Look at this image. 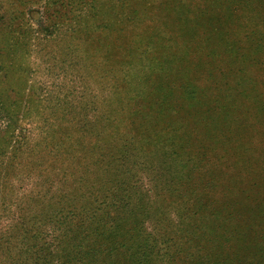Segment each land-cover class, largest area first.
Listing matches in <instances>:
<instances>
[{
	"label": "rangeland",
	"instance_id": "obj_1",
	"mask_svg": "<svg viewBox=\"0 0 264 264\" xmlns=\"http://www.w3.org/2000/svg\"><path fill=\"white\" fill-rule=\"evenodd\" d=\"M149 1L0 0V263L36 257L18 254L20 246H35L21 225L35 212L22 202L18 180L7 184L9 152L19 143L8 126L18 135L33 114L37 127L39 106L53 102L50 114L85 119L90 141L85 130L104 115V98H123L124 85L143 94L162 119L161 132L178 138L181 150H202L192 177L199 225L208 224L236 260L251 259V247L261 253L264 0ZM118 103L113 112L124 107ZM207 214L215 217L206 221Z\"/></svg>",
	"mask_w": 264,
	"mask_h": 264
},
{
	"label": "trees",
	"instance_id": "obj_2",
	"mask_svg": "<svg viewBox=\"0 0 264 264\" xmlns=\"http://www.w3.org/2000/svg\"><path fill=\"white\" fill-rule=\"evenodd\" d=\"M123 89L120 100L104 98L105 113L96 128L85 130L87 142L85 119L64 110L50 114L53 102L39 106L37 127L33 114L25 116L28 125L18 135L14 124L8 126L19 143L9 152L7 184L17 179L22 202L35 212L21 220L35 246H20L18 254L31 250L36 257L22 264L40 259L51 264H264V246L258 257L256 246L249 249L251 259L236 260L208 224L199 225L192 177L202 150H181L178 138L161 132L162 119L153 117L143 94L129 85ZM117 101L124 107L113 112ZM199 203L204 213L210 211V204Z\"/></svg>",
	"mask_w": 264,
	"mask_h": 264
}]
</instances>
